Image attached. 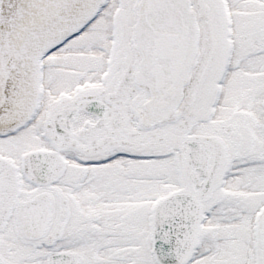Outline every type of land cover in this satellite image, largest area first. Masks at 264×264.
Returning <instances> with one entry per match:
<instances>
[{
    "label": "snow or ice",
    "instance_id": "6c2138e0",
    "mask_svg": "<svg viewBox=\"0 0 264 264\" xmlns=\"http://www.w3.org/2000/svg\"><path fill=\"white\" fill-rule=\"evenodd\" d=\"M0 264H264V0H0Z\"/></svg>",
    "mask_w": 264,
    "mask_h": 264
}]
</instances>
